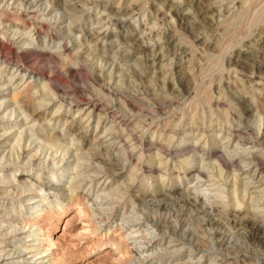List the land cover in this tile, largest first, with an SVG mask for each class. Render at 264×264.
I'll list each match as a JSON object with an SVG mask.
<instances>
[{"label":"clouds","instance_id":"1","mask_svg":"<svg viewBox=\"0 0 264 264\" xmlns=\"http://www.w3.org/2000/svg\"><path fill=\"white\" fill-rule=\"evenodd\" d=\"M0 264H264V0H0Z\"/></svg>","mask_w":264,"mask_h":264},{"label":"rangeland","instance_id":"2","mask_svg":"<svg viewBox=\"0 0 264 264\" xmlns=\"http://www.w3.org/2000/svg\"><path fill=\"white\" fill-rule=\"evenodd\" d=\"M67 226H68V221L65 220V221L63 222V227H64V228H67Z\"/></svg>","mask_w":264,"mask_h":264}]
</instances>
